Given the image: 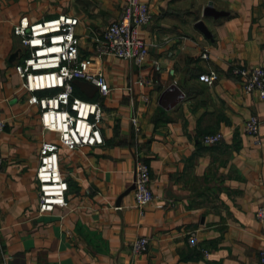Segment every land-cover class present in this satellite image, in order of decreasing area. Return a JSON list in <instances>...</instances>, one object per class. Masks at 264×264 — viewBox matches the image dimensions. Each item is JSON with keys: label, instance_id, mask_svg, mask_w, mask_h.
<instances>
[{"label": "crops", "instance_id": "crops-1", "mask_svg": "<svg viewBox=\"0 0 264 264\" xmlns=\"http://www.w3.org/2000/svg\"><path fill=\"white\" fill-rule=\"evenodd\" d=\"M138 1L152 13L138 30L148 51L142 66L93 49L123 0H0V264H259L264 99L245 93L231 67L264 68V0ZM208 5L222 14H204ZM58 14L78 17L80 54L102 70L110 91L72 82L75 96L102 106L103 143L59 146L67 205L40 213L38 150L57 135L42 130L14 70L24 49L13 26L22 16L34 22ZM251 115L258 143L243 130ZM215 132L220 142H201ZM136 158L149 168L153 196L141 208L131 188ZM141 236L147 249L134 255Z\"/></svg>", "mask_w": 264, "mask_h": 264}, {"label": "built area", "instance_id": "built-area-1", "mask_svg": "<svg viewBox=\"0 0 264 264\" xmlns=\"http://www.w3.org/2000/svg\"><path fill=\"white\" fill-rule=\"evenodd\" d=\"M152 13L146 3L138 0H123L119 14L109 23L99 37L94 40L93 49L97 57L113 56L142 66L147 58V47L138 37L140 27L148 24ZM79 19L70 14H58L51 18L30 22L26 16L19 18L13 26V34L19 38L24 51L14 65L21 78L22 88L29 94L27 102L39 109V122L43 131L54 132L57 142H42L38 150V165L35 179L38 183V211L47 213L55 207L67 205L65 194L68 189L63 178L58 159L59 146L74 150L82 146H96L103 143L101 123L103 108L98 102L81 99L73 94L72 82L81 80L93 84L101 95L110 88L100 68L92 67L90 58L82 57L79 38L75 27ZM205 59L206 51L200 54ZM231 73L239 78L245 93L256 92L264 99V68L259 65H233ZM210 72L206 76L208 84L216 79ZM54 90L50 95L36 92ZM135 124V120L132 119ZM5 121L0 111V134ZM246 134L259 142V120L249 116L243 123ZM222 134L215 132L201 137V142L212 145L220 142ZM3 156L0 153V168ZM133 194L137 207L148 204L153 196L150 190V174L147 164L136 158L133 167ZM256 218L264 222V208L256 210ZM196 232L187 234V244L196 245ZM146 237H136L131 246L134 255L143 254L147 249ZM204 256L208 253L202 250ZM258 262L264 264V248L258 251Z\"/></svg>", "mask_w": 264, "mask_h": 264}, {"label": "water", "instance_id": "water-1", "mask_svg": "<svg viewBox=\"0 0 264 264\" xmlns=\"http://www.w3.org/2000/svg\"><path fill=\"white\" fill-rule=\"evenodd\" d=\"M204 14H206V15H212V16H214V17H217V16H219V15H221L222 14V12H219V11H216V10H214L212 7H211V5H208L206 8H205V10H204ZM197 27L200 29V30H202L205 34H206V29H205V27L203 26V24L201 23V22H199V24H197ZM74 82H77L78 84H85V85H89V86H93L94 87V85L93 84H91V83H88V82H84V81H80V80H74ZM172 89V88H171ZM171 89H169V90H171ZM168 90V91H169ZM167 91V92H168ZM133 184H132V189H133Z\"/></svg>", "mask_w": 264, "mask_h": 264}]
</instances>
